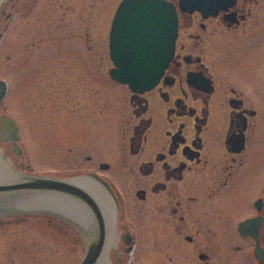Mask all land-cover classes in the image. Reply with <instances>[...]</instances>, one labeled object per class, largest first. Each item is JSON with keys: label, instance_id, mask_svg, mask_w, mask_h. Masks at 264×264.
<instances>
[{"label": "flooded vegetation", "instance_id": "flooded-vegetation-1", "mask_svg": "<svg viewBox=\"0 0 264 264\" xmlns=\"http://www.w3.org/2000/svg\"><path fill=\"white\" fill-rule=\"evenodd\" d=\"M123 1L100 10L97 0H43L42 25L80 37L84 23L90 58L108 54L101 64L110 71ZM167 1L178 16L174 54L153 88L125 85L130 111L116 148L105 131L114 158L84 140L70 154L63 136L56 154L63 157L66 144L72 169L62 157L21 159L13 117L22 153L7 161L10 178L0 185L68 182L89 197L50 187L0 190V264H83L89 253L92 264H264V0ZM98 20L107 45L92 41ZM74 95L80 113L79 88ZM94 115L48 116L46 128L64 132L66 118L78 126ZM74 177L92 181L102 200Z\"/></svg>", "mask_w": 264, "mask_h": 264}, {"label": "rangeland", "instance_id": "rangeland-1", "mask_svg": "<svg viewBox=\"0 0 264 264\" xmlns=\"http://www.w3.org/2000/svg\"><path fill=\"white\" fill-rule=\"evenodd\" d=\"M119 1L97 0L100 10L106 2L108 7L113 5L115 8ZM42 7L43 0H4L0 6V79L8 85L5 96L0 100V115H11L20 124L24 156L19 158L27 159L30 155L39 164H50L54 158L62 157L56 153L62 145L59 143H64L63 136L71 147L70 154L74 152L72 143L81 145L84 140L93 145L97 142L98 146L101 145V153L114 158L115 152L108 151V134L105 131L108 129L113 134L112 143L116 148L120 141L119 121L130 111L129 90L113 80L101 64L106 62L108 54H93L90 58L84 23L80 37L48 32L42 25L45 19ZM84 11H87L86 7L82 9ZM102 13L104 15L105 11ZM98 23L96 32H92V41L106 42L107 45L108 28H105L104 40L100 37L101 22ZM95 46L99 50V46L104 44ZM76 88L81 91L80 113L76 104V109L73 108ZM74 113L96 115L91 117V121H84L82 117L78 126L73 125V118H66L64 132L54 128L60 132L62 141L57 138V131L46 128L48 116L50 120L57 114ZM94 127L97 130L92 131ZM0 145L10 160L18 158L11 150V142L0 139ZM67 145L62 147V159L65 166L72 169L73 166H69L72 161H65L71 156ZM49 168L53 169V166Z\"/></svg>", "mask_w": 264, "mask_h": 264}, {"label": "water", "instance_id": "water-1", "mask_svg": "<svg viewBox=\"0 0 264 264\" xmlns=\"http://www.w3.org/2000/svg\"><path fill=\"white\" fill-rule=\"evenodd\" d=\"M4 0H0V6ZM178 32L176 8L167 0H124L113 21L111 30V58L114 61L111 77L128 84L134 92L141 93L153 88L163 75L171 60ZM8 89L7 82L0 79V100ZM2 141H12L14 152L22 153L18 144L21 138L15 120L7 114L0 117ZM10 160L0 145V181L10 178L5 172ZM42 187L62 188L79 195L88 194L68 183L37 179L33 182L0 185V190L35 189ZM89 253L83 264H92Z\"/></svg>", "mask_w": 264, "mask_h": 264}, {"label": "bare ground", "instance_id": "bare-ground-1", "mask_svg": "<svg viewBox=\"0 0 264 264\" xmlns=\"http://www.w3.org/2000/svg\"><path fill=\"white\" fill-rule=\"evenodd\" d=\"M71 182L74 184H77V185L79 184L80 186L84 187L85 189L93 192L97 196V198H99V200L100 199L102 200L101 190L97 186H95V184L92 183V181H90L89 179L84 178V177H74V178H72ZM100 264H102V263H100Z\"/></svg>", "mask_w": 264, "mask_h": 264}]
</instances>
